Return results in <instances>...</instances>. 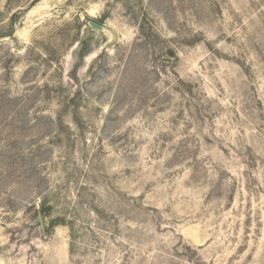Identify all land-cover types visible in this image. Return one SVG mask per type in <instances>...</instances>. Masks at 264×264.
<instances>
[{"label":"rangeland","instance_id":"374dc122","mask_svg":"<svg viewBox=\"0 0 264 264\" xmlns=\"http://www.w3.org/2000/svg\"><path fill=\"white\" fill-rule=\"evenodd\" d=\"M0 264H264V0H0Z\"/></svg>","mask_w":264,"mask_h":264},{"label":"water","instance_id":"95a60500","mask_svg":"<svg viewBox=\"0 0 264 264\" xmlns=\"http://www.w3.org/2000/svg\"><path fill=\"white\" fill-rule=\"evenodd\" d=\"M88 25H89L88 32L89 33L91 31L93 32L94 39H96L101 32H103L104 34H106L108 36L111 35L110 31L107 28H105L103 25H100V24H98V23H96L94 21H89ZM38 220H39L41 229L44 231L45 230V223H44L43 215H42V213L40 211L38 213Z\"/></svg>","mask_w":264,"mask_h":264},{"label":"flooded vegetation","instance_id":"af4514ba","mask_svg":"<svg viewBox=\"0 0 264 264\" xmlns=\"http://www.w3.org/2000/svg\"><path fill=\"white\" fill-rule=\"evenodd\" d=\"M83 51H84V49H83Z\"/></svg>","mask_w":264,"mask_h":264}]
</instances>
